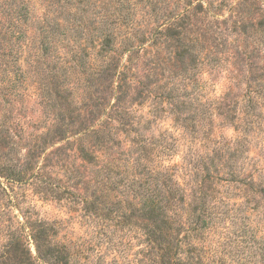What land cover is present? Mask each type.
I'll return each mask as SVG.
<instances>
[{"label":"rangeland","instance_id":"374dc122","mask_svg":"<svg viewBox=\"0 0 264 264\" xmlns=\"http://www.w3.org/2000/svg\"><path fill=\"white\" fill-rule=\"evenodd\" d=\"M157 229L264 264V0H0V264H149Z\"/></svg>","mask_w":264,"mask_h":264},{"label":"trees","instance_id":"16d2710c","mask_svg":"<svg viewBox=\"0 0 264 264\" xmlns=\"http://www.w3.org/2000/svg\"><path fill=\"white\" fill-rule=\"evenodd\" d=\"M154 209H157L156 206H154ZM156 210H152V212H155ZM159 229L157 230H152V237L153 239L150 240L152 243V247L149 250L150 252V263L149 264H194L191 259L186 258L183 255V251H179V249H172L171 244L167 242L166 240L163 241V236L162 234H157ZM159 248L162 250V252L158 251L156 248ZM155 251L157 253L155 254ZM52 250L49 253L50 258H55L57 255H52ZM38 259L40 262H46V257L45 255H38ZM48 261L47 264H53L51 261H49V256H48ZM44 264V263H43Z\"/></svg>","mask_w":264,"mask_h":264}]
</instances>
